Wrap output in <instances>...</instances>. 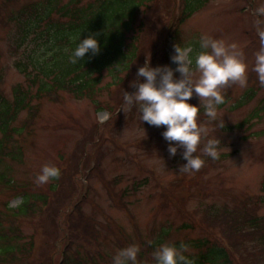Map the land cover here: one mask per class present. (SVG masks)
Here are the masks:
<instances>
[{"label":"rangeland","instance_id":"obj_1","mask_svg":"<svg viewBox=\"0 0 264 264\" xmlns=\"http://www.w3.org/2000/svg\"><path fill=\"white\" fill-rule=\"evenodd\" d=\"M36 1L40 0H0V92L9 102L13 88L28 83L14 69L16 61L24 60L23 50L14 51L15 27L7 20ZM155 1L136 21L143 24L138 37L142 55L119 86L108 93L102 90L99 112L87 100L59 92L51 101L31 87V105H38L37 113L20 114L14 127L24 130L11 143L21 158L0 157V171L13 182L0 185V232L8 235L17 251L12 257L18 260L2 255V247L0 264H23L24 259L29 264H57L68 244L67 254L75 257L77 250L80 258L96 264H111L119 249L135 244L142 258L139 264H153L149 245L159 240L162 244L226 241L225 211L246 205L251 215L264 218V86L251 71L259 33L264 31V14L258 12L264 0H211L179 28L174 39L168 26L178 15L179 1ZM202 35L237 45L248 65V83L245 88L231 85L222 90L225 103L218 107L217 121L209 122L201 109L198 123H205L208 135L196 155L205 163L198 171L182 173L178 167L185 162L179 152L170 157L162 137L165 127L142 123L135 106L124 108L123 94L135 91L129 84L147 55L153 67L174 69L173 44L190 45L195 60ZM108 82L105 77L102 89ZM189 102L199 103L195 96ZM220 120L225 123L221 130L216 127ZM211 138L221 141L216 160L199 151ZM46 164L61 170L58 184L53 179L42 185L35 182ZM24 196L31 211L12 220L9 210L16 211ZM250 244L249 252L259 251Z\"/></svg>","mask_w":264,"mask_h":264},{"label":"trees","instance_id":"obj_2","mask_svg":"<svg viewBox=\"0 0 264 264\" xmlns=\"http://www.w3.org/2000/svg\"><path fill=\"white\" fill-rule=\"evenodd\" d=\"M178 1V15L170 20L168 26L171 39L178 35L179 28L189 18L204 10L211 0ZM84 2L85 0H40L10 14L7 21L15 27L13 48L15 52L22 49L24 58L23 61L14 63V69L24 76L28 85L15 86L11 102L0 92V157L12 161H19L21 158V152L18 148L11 147V143L14 135H20L24 130L14 127L20 114L37 113L38 105H31V87L35 88L39 96L43 95L51 101L57 100L59 92L66 93L77 101L87 100L99 112L101 109L98 97L102 90L108 93L119 86L122 77L130 72L142 55L143 48L138 37L143 24L136 25V21L146 8L155 4V0ZM94 33L99 34L100 53L95 56L88 53L81 62L72 63L70 56L80 39ZM105 77L109 82L102 89ZM7 176L5 171H0V185H13ZM59 180L61 170L59 178L52 181L58 184ZM50 187L54 194L55 184ZM30 205L28 197L24 196L23 204L16 211L9 210L12 220L25 217L31 211ZM251 212L246 205L224 212L226 221L223 223V235L228 236L227 243L224 239L218 243L207 240L184 242L188 246V251L184 254L191 264H264V218L251 215ZM1 222L0 219V225ZM13 229L18 230L15 227ZM15 232L9 231L8 234ZM162 242L159 240L150 244L149 249L155 251ZM250 242V245L260 247L258 252L248 251ZM9 243L8 235L0 232V248L3 247L1 254L9 255L11 261L17 262L12 257L17 251ZM181 244L175 245L179 247ZM69 248L68 244L57 264H96L80 258L77 250L74 252L75 257L70 256L67 254ZM189 251L194 255L189 256ZM141 260L138 255V264ZM22 263L29 264V259H24Z\"/></svg>","mask_w":264,"mask_h":264},{"label":"clouds","instance_id":"obj_3","mask_svg":"<svg viewBox=\"0 0 264 264\" xmlns=\"http://www.w3.org/2000/svg\"><path fill=\"white\" fill-rule=\"evenodd\" d=\"M258 12L264 14V7ZM259 35L260 47L254 54L251 71L256 73L260 85L264 86V31ZM98 36V33H94L80 39L70 61L74 64L81 62L88 53L98 55L101 51ZM199 46L201 50L193 60L190 45L181 47L174 43V54L170 57L176 65L174 69L169 65L153 67L151 57L147 55L143 66L137 68L136 78L129 84L135 91H124L123 94L124 108L135 106L142 123L165 127L162 137L168 143L170 157H175L179 152L185 162L178 167V172L182 173L198 171L205 163L200 155H196L198 145L208 135L205 123H198L201 109L209 122L217 121L218 107L225 103L222 90L231 85L245 88L248 83V65L236 44L202 35ZM140 78L143 82H140ZM194 96L198 98V105L189 102ZM216 127L223 129L224 120L217 122ZM220 144L218 138L207 139L199 151L216 160ZM59 176L57 167L46 164L35 182L42 185ZM139 251L135 244L119 249L113 257V264H138ZM187 251L188 246L183 243L179 247L161 244L152 253L153 264H191L184 254Z\"/></svg>","mask_w":264,"mask_h":264}]
</instances>
